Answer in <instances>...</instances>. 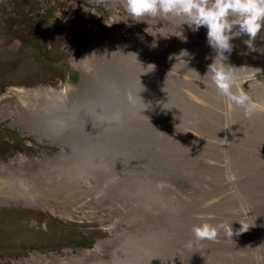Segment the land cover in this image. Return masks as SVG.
<instances>
[{
    "label": "rangeland",
    "instance_id": "1",
    "mask_svg": "<svg viewBox=\"0 0 264 264\" xmlns=\"http://www.w3.org/2000/svg\"><path fill=\"white\" fill-rule=\"evenodd\" d=\"M185 20L135 22L123 0H0V167L85 193L63 212L1 204L0 264H264V27L249 49L234 25L225 53L232 91L259 105L249 119L206 76L207 28ZM68 85L69 104L54 98ZM33 106L67 120L62 144L20 132L42 121ZM203 222L234 235L197 243Z\"/></svg>",
    "mask_w": 264,
    "mask_h": 264
},
{
    "label": "clouds",
    "instance_id": "2",
    "mask_svg": "<svg viewBox=\"0 0 264 264\" xmlns=\"http://www.w3.org/2000/svg\"><path fill=\"white\" fill-rule=\"evenodd\" d=\"M123 4L125 12L135 22L142 21L144 17L175 15L185 17V23H188L193 31L199 30L201 26L206 27L208 43L216 52L206 76H209L218 94L243 110L245 118L250 119L255 114L259 105L246 93L232 91L236 77L232 66L226 65L224 61L227 59L225 53L230 54L233 50L229 33L234 25L239 27L240 34L249 36L250 39L245 43L252 48V41L264 27V0H123ZM218 59L221 60L219 64ZM114 119L119 120V114L115 115ZM164 186V182L157 185L158 188ZM240 224L241 228L236 235L248 230L247 225ZM43 227L46 228V225ZM220 230H224L229 237L234 235L231 224L223 222L215 226L203 222L191 229L197 243L205 240L215 241ZM188 247H192V241H189Z\"/></svg>",
    "mask_w": 264,
    "mask_h": 264
},
{
    "label": "bare ground",
    "instance_id": "3",
    "mask_svg": "<svg viewBox=\"0 0 264 264\" xmlns=\"http://www.w3.org/2000/svg\"><path fill=\"white\" fill-rule=\"evenodd\" d=\"M82 69L86 73L90 74L91 70L88 68V66L84 65V66H82ZM255 78L256 77L252 76V77H249V80H253ZM87 82H88V78L85 77L81 87L82 88L85 87L87 85ZM78 90L75 89L73 86L68 85L67 87L64 88V90L51 89V93L55 95L54 98L56 97L58 99H62L64 102L69 104V101H71V100H69L71 97V94L77 92ZM34 107H35L34 114L36 115V119L35 118L34 119L44 121L43 116L46 115L47 117L50 118L49 120L46 118L48 125L42 121L39 123L37 122V124H36L37 129L36 130H32V127L26 128L24 126L23 127L20 126V127H18L20 132H23L24 134L31 132L33 134L35 131L38 132L39 129H41L42 132L44 133V135L46 137H48L49 139H51L52 143L62 144L61 139H60L61 136L59 135L58 132H60V130H65L64 128H66L65 125H66L67 120L64 118L58 119L51 114H46V111H44V109L40 110L39 107H36V106H33V109H34ZM4 120H5V117L0 114V122H3ZM54 125H57V126L55 127ZM55 128H57V129H55ZM66 129H68V128H66ZM52 130L53 131L57 130L58 132L52 133L51 132ZM37 139L40 140L41 138L38 137ZM63 146H64V144H63ZM48 160H50L52 162L51 159H48ZM30 163L32 165L34 163H41L42 164L43 162L40 160H39V162L35 160V161H30ZM8 172L9 171H8V168L6 166L0 167V205L3 203H7V204L8 203H14V204L34 206V207L43 206V208L46 207L49 209H54V205H55V208L57 210H59V212L60 211L63 212L69 206L76 203L85 194L84 193L83 195H80L77 198H76V196H74L72 198V200H70L69 199L70 195L74 194V193H73V191L69 192L70 190L69 191L65 190L67 188L66 183L68 181L66 183H65V181H63V183L59 185V183L62 182V177L58 176V175H55L54 177H52V176L50 177L47 174L26 175L27 172L25 173V171H21V172L19 171V173L13 172L12 174L9 175ZM14 175H17V176H14ZM232 181H233L232 179L228 178L225 181V183L227 185H230ZM57 182H59L58 186L52 185L53 183H57ZM83 205H85V204H83ZM100 245H101V242H99L97 244L94 251H97L99 249ZM91 252L92 251H89L88 253H91Z\"/></svg>",
    "mask_w": 264,
    "mask_h": 264
},
{
    "label": "flooded vegetation",
    "instance_id": "4",
    "mask_svg": "<svg viewBox=\"0 0 264 264\" xmlns=\"http://www.w3.org/2000/svg\"><path fill=\"white\" fill-rule=\"evenodd\" d=\"M59 133V132H58ZM60 134V133H59Z\"/></svg>",
    "mask_w": 264,
    "mask_h": 264
}]
</instances>
